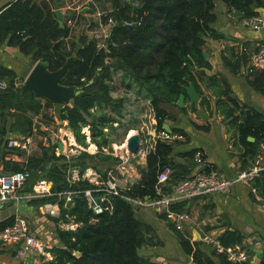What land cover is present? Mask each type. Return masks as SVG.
I'll return each mask as SVG.
<instances>
[{
    "label": "trees",
    "instance_id": "1",
    "mask_svg": "<svg viewBox=\"0 0 264 264\" xmlns=\"http://www.w3.org/2000/svg\"><path fill=\"white\" fill-rule=\"evenodd\" d=\"M215 1L106 0L110 3V12L101 15L99 20L105 24L110 19L112 23L103 48L94 36L82 35L78 43L69 39L70 26L64 22L63 27H59L50 0H14L0 9V45L7 41L22 54L30 56L32 63L47 61L50 71L58 69L67 57L75 54L61 83L74 85L81 93L70 105L62 108L60 119L66 122L80 145H86L85 134L81 130L88 126L92 142L99 149L108 146L109 139L103 129L107 126L113 129L117 119L114 113L97 114L94 109L109 105L112 111H121L122 100L117 104L110 98V83L114 74H122L121 82L128 89L140 88V94L145 91L144 97L153 110L157 131L164 130L166 121L176 120L171 107L186 111V107L177 105V100L183 94L184 101H189L185 92L189 83L196 89L201 107H210L204 89H211L216 97V110L235 129L237 142L243 148L241 162L245 163L246 159H254L258 144L264 140V114L256 108L240 105L230 95L229 86L220 75L207 76L197 70L211 68L202 55L204 39H222L212 28L216 19ZM220 1L239 11L241 18L256 15L252 7L262 3V0ZM257 48V44L252 48L245 44L242 48L225 47L222 61L232 73H238L244 66L248 83L264 98V66L250 64V56ZM0 73V78L7 82V88L0 91L1 139L9 133L29 135L34 114L41 113V119L54 123L52 112L43 111L44 108H52L51 102L36 99L31 92L22 97L21 80L9 69L0 68ZM199 74H202V79ZM169 134L184 136L178 129ZM249 137L254 141H249ZM187 141L156 140L146 156L139 180L121 189L118 195H106L97 184L82 177L85 168L93 167L91 162L95 157L85 151L70 156L57 155L52 145H42L40 154L27 156L24 162L3 160L6 173L27 170L31 177H44L51 181L53 193L74 192L66 207L63 206L64 198L58 199L57 195L36 200L38 204L58 201L60 208L59 216L51 219L61 246L49 250L52 259L45 264H155L138 254V248L147 243L146 227L135 217V207L123 196L138 199L155 197L156 177L164 166L171 168L169 186L166 184L164 193L170 191L171 185L187 177L193 169V156L199 150L177 152L185 163H177L171 156L176 144ZM107 159L108 156L100 160ZM209 166L204 169L207 173L213 169L212 165ZM73 168L79 171L76 180L70 179L68 174ZM93 168L100 172L96 165ZM108 169L105 168L104 175ZM253 187L258 195L264 197V171L254 180ZM85 190H90L106 209L96 214L84 195ZM102 197L104 201L100 200ZM171 208L187 211L185 201L175 203ZM13 221L14 216H9L0 222V229ZM71 222L79 225L70 228L68 224ZM176 231L183 251L192 257L195 264H214L197 247L200 241L191 242L183 231ZM241 238L237 231L225 230L217 240L228 248L239 244ZM212 251L220 264H238L228 261L224 253ZM259 264H264V254Z\"/></svg>",
    "mask_w": 264,
    "mask_h": 264
},
{
    "label": "crops",
    "instance_id": "2",
    "mask_svg": "<svg viewBox=\"0 0 264 264\" xmlns=\"http://www.w3.org/2000/svg\"><path fill=\"white\" fill-rule=\"evenodd\" d=\"M13 1L14 0H0V9ZM50 1L53 11L56 9L61 11L63 15V24L74 14V24L70 26L68 38L75 43L79 42L82 35H87L89 37L93 34V36L96 37L97 34L95 31L99 29H92L89 25L91 23H95V25L100 24V16H98V14L102 12V7L111 9L110 3L106 2V0ZM252 9L256 15L261 16L264 20V0H262L260 5L253 6ZM214 13L216 19L212 24V28L222 39L215 40L207 37L204 39L202 50L207 53V58H204V60L211 65V68L197 70L199 72L203 71L204 75L207 76L220 75L229 86L230 95L235 98L240 105L256 108L264 114V98L248 83L244 66L240 67L238 73H232L226 68L222 61V54L225 47L233 46L234 48H242L245 44L248 48H252L253 45H258L261 41H264V25L258 31H253L244 27L241 24V13L240 15L236 14L233 9H230L220 0L215 1ZM82 22L85 26L81 27L83 31L79 33L76 24ZM73 27H75V29H73ZM99 35L100 34H98V36ZM33 64L30 56L22 54L17 47L9 45L7 41L0 45V68L11 70L16 77L21 80L20 86L23 79H21L19 75L22 73L25 66H32ZM199 75L202 79V74ZM110 84H112V82ZM199 84L204 87L202 83L199 82ZM204 91L210 100L209 108L201 107L199 98H197V100L191 104L190 101L187 100L183 102V106H179L186 107V111H181L177 107H174L176 108V112L172 110L176 120L167 121L169 130L178 129L184 134V136L180 135L181 138L173 137V139L180 142L186 139L188 141L183 144H176L171 156L175 162L185 163V160L178 156L177 152L198 149L204 155L208 167H210L209 164L213 166L211 173L221 178H232L239 171L252 165L254 159H246L245 163L241 162L240 154L243 148L237 142L235 129L229 126L227 121L223 120L222 116L216 110V97L212 95L211 89H204ZM189 105L192 106L193 112H195L194 114L187 108ZM49 108L51 107L44 108L43 111L49 112ZM197 111L206 114L205 117L198 115ZM236 113H238V111ZM32 116L33 128H36L35 126L38 127L39 124L47 125V122L41 119V113ZM86 127V130L90 133L89 127ZM67 131H69L67 140L69 139L72 144L76 145V139L73 133H71L69 129ZM82 133H84V131ZM41 134L42 131L38 133L39 136ZM12 135L19 136L21 134L9 133L2 139L0 137V175L6 173L3 170V160L24 162L27 157L22 152L7 148V138ZM39 136H37V134L34 135L35 139ZM85 143L87 145V142ZM89 143L91 144L92 142L88 140V144ZM91 145L94 146V144ZM90 149H92V147ZM96 149H98V151L95 150V154L91 155H96L97 153L106 154L105 147L101 149L97 147ZM66 150L67 147L64 146L63 152L60 154H64ZM80 151L87 152L84 148ZM146 156L147 155L139 154V157L144 160V167ZM110 162L111 163L107 160L100 161L99 163L91 162L93 167L96 165L97 168H100V172L89 166L84 169L83 173L86 172L84 176L92 174L94 175L93 179L102 178L105 168L109 167L110 169L108 170L117 169V171L122 174L120 175L121 180H124L123 176L126 175L129 185L133 184L132 176L129 175L127 171V164L130 161L125 163L124 170L121 168L122 163H119V160L115 161L111 159ZM68 174L73 175V180H76L79 171L73 168L68 171ZM36 180H46L50 182L52 187L51 181L44 177L38 178L33 176L24 184L21 190L23 196L31 191L32 185ZM127 182L124 181V183ZM253 182L249 184L237 182L234 183L226 193L203 194L198 197L183 200L186 202V210L191 217L183 233L192 242L198 241L195 240L196 232L199 236L207 232L213 237L218 238L225 230L237 231L242 238L241 242L236 246L249 248L251 252L249 264H259L260 260L256 258L254 249H262L264 251V197L257 194L256 189L253 187ZM168 186L167 184L166 187ZM172 189L173 185L170 186L169 192H171ZM165 193L167 192L165 191ZM39 199L41 198H21L14 203L2 206L0 208V222L9 216L23 217L28 221L31 231L38 238L47 243L48 250L44 254L19 259L16 257L14 247L0 245V264H45V262L52 259L49 250L52 247L61 246L51 216L43 210V203L38 204L36 202V200ZM135 217L146 227L144 231L147 243L138 248V254L141 257L155 264H195L192 257L183 251L177 236V231L171 224V221L166 218L163 213L159 214L150 206H137ZM197 247L208 255L214 264H220L210 246L201 242ZM41 255L43 257H41Z\"/></svg>",
    "mask_w": 264,
    "mask_h": 264
},
{
    "label": "built area",
    "instance_id": "3",
    "mask_svg": "<svg viewBox=\"0 0 264 264\" xmlns=\"http://www.w3.org/2000/svg\"><path fill=\"white\" fill-rule=\"evenodd\" d=\"M98 14V16H100ZM110 20V19H109ZM112 21V20H111ZM69 26H73L74 21L72 17L67 20ZM100 24L98 26H102ZM241 24L253 31L260 30L264 25V20L259 15H253L244 17L241 19ZM107 34L104 35V39ZM97 38V36H96ZM100 47L105 48L104 41L99 43ZM250 64L254 67L264 66V41L258 44L256 52L250 56ZM7 88L6 80L0 78V91ZM49 112H52V108H49ZM35 117V116H34ZM36 118V117H35ZM154 120V119H153ZM155 122V121H154ZM154 122L151 124V131L147 135L145 142L141 140V146L137 154L147 155L150 149L153 148L156 140H169V133L162 130L157 131L154 127ZM59 124V123H58ZM51 123L47 125H38L32 129V133L24 136H10L7 138V148L10 150H16L24 153L26 156L38 155L41 153V146L52 145L55 153L58 155L63 152L60 151L56 143H61L63 148L65 146V137L67 133H61V128H52ZM154 132L152 133V131ZM42 131L39 136L38 133ZM156 131V132H155ZM69 132V131H68ZM39 136V141L35 140L34 135ZM176 137V136H175ZM141 138V137H140ZM179 138H181L179 136ZM41 143V145H38ZM145 144V149L142 146ZM150 144V146L146 145ZM136 155V154H135ZM134 155L131 154L125 146V154H119V163L121 168L124 170L125 163L129 162ZM124 163V164H123ZM120 165V164H118ZM208 167L206 159L200 151H197L193 156V169L192 172L185 178L180 179L173 185L171 192L164 193V187L166 186L169 176L171 174V168L164 166L156 177L155 193L156 196L153 198L145 197L144 199L132 198L123 196L129 201L134 207L137 206H150L153 207L159 214H164L166 218L171 221L173 227L178 231H183L186 225L190 222L191 217L187 211H175L171 206L175 203L183 200L198 197L203 194L211 193H226L230 187L237 182L249 184L259 177L260 173L264 171V140L258 144L256 156L254 157L252 165L248 168L239 171L232 178H221L214 173H207L204 171ZM86 172L82 174L83 178H87L93 183L97 184L99 190L103 191L106 195H118L121 189L125 187L121 185L120 172L115 170H108L102 178L93 179L94 175L84 176ZM74 175V172H73ZM73 175H70V179L73 180ZM79 176V175H78ZM92 176V178H91ZM31 178V174L27 170L11 171L0 175V208L6 204L14 203L21 198H43L52 195H57L58 199L64 198L63 206L66 207L67 202L70 201L73 191L53 193L50 182L46 180H36L31 191L23 196L21 190L24 184ZM78 178V177H77ZM85 197L88 199L89 204L92 206L93 211L96 214L101 213L106 207H103L99 202L96 201L91 194L90 190H85ZM104 201V198H100ZM43 210L51 217H58L60 214V208L58 201L55 202H44L42 204ZM78 224L70 223L68 227L74 228ZM200 241L207 246H210L217 253H224L228 261L238 264H249L250 249L244 246H233L224 248L217 238L213 237L210 233L204 232L200 236ZM0 245L11 246L15 248L16 257L23 259L25 257H31L39 254H44L48 250L46 242L38 238L30 229L29 223L26 219L21 216H15L12 224L0 229Z\"/></svg>",
    "mask_w": 264,
    "mask_h": 264
},
{
    "label": "rangeland",
    "instance_id": "4",
    "mask_svg": "<svg viewBox=\"0 0 264 264\" xmlns=\"http://www.w3.org/2000/svg\"><path fill=\"white\" fill-rule=\"evenodd\" d=\"M101 15H106L110 12V9L108 7L101 8ZM100 15V16H101ZM112 21L108 20V22H106L105 24H102V26H98L95 25V23H91L89 25V27H91L92 29H99L96 30V34H97V39L99 40V43L104 41V35L108 34L110 25H111ZM85 26L82 23H77L76 24V28H78V32H82L83 29L81 27ZM73 29H75V27H73ZM98 34H100L98 36ZM91 36H93V34H91ZM122 74H114L113 79H112V84H110V86H112V91H111V96L110 98H112V100L116 101V103L118 104L120 100H122L120 103H123V107L121 108L120 112H116V111H112L110 109L109 105H104L105 107L101 106V107H96L94 110L97 114H113L116 119L117 122L113 123V129H110V127H106L103 129V131L106 133L108 139H109V143L108 146L105 147L106 149V154L103 155L101 154L100 156H97L99 153H97L94 157L93 163H99L101 160L105 157H109V159H107V161L109 163L111 159L118 161L119 158L117 157L119 154H125V145L126 144V138L128 136V132L131 131L130 129H132V131H134L135 133H138L141 137V140H143V142H145L147 139V135L149 134V132L151 131V124H153V122L155 121L154 119V114H153V110L151 108V105L149 103V101L144 97V93L145 91H142V94L139 93L140 88L138 89L137 87H133L128 89L126 86H124L122 84ZM73 101V100H72ZM71 101V102H72ZM71 102L69 103V105L71 104ZM192 102H190L191 104ZM167 107V106H166ZM53 108V107H52ZM169 108V107H167ZM188 109H190V112H192V114H194L195 112H193V108L191 105L187 106ZM201 108V107H200ZM174 110L176 112V108L171 107V111ZM179 113V112H178ZM154 119V120H153ZM89 120V118H88ZM156 122V121H155ZM154 122V124H155ZM172 122V121H171ZM167 124V121L165 122ZM52 128H61V135L64 134V132H66L68 134V129L70 130V128L67 126L66 122L64 121L62 124H58L57 120L54 118V123H51ZM87 127H83L81 132L84 131L85 134V142H87V145L83 146L80 145L78 142H75L76 145L72 144V142H70V140H67V137H65V147H67V150L65 151L64 154L67 155H71V154H78V152L80 150H83V148L88 152V154H95L94 151L98 149H96L98 147V145L96 143H94V141L92 142L91 140V136L89 131L86 130ZM129 130V131H128ZM128 131V132H127ZM165 131V130H164ZM71 133H73L70 130ZM154 132V130L152 131V133ZM156 132V131H155ZM169 133V132H168ZM169 136V140H172L173 137L174 138H179V137H175L176 135H171L168 134ZM87 139V140H86ZM36 141H39V138L35 139ZM88 140L91 141V145L90 143L88 144ZM38 145H41V143H38ZM124 145V147L122 148V146ZM148 145V144H146ZM154 145V144H151ZM150 146V144L148 145ZM92 147V149H90ZM121 147V148H120ZM145 144L142 146L143 149H145ZM123 151V152H122ZM112 153V155H111ZM118 154V155H116ZM144 155V154H142ZM117 157V158H116ZM127 171L129 173V175H131L132 177V183L137 182L141 176V172L143 171L142 168H144V160L141 159V157H139V154H136L132 157V159L130 160V162L127 164ZM121 178V177H120ZM124 180H121V185H123L125 188L127 186H130L129 183L127 182L126 179V175L123 176ZM124 181H126L127 183H124ZM137 207H135L136 210Z\"/></svg>",
    "mask_w": 264,
    "mask_h": 264
},
{
    "label": "water",
    "instance_id": "5",
    "mask_svg": "<svg viewBox=\"0 0 264 264\" xmlns=\"http://www.w3.org/2000/svg\"><path fill=\"white\" fill-rule=\"evenodd\" d=\"M233 11L240 15V12L233 9ZM59 27H63V15L59 9L54 11ZM203 58H207V53L202 50ZM75 58V54H71L66 58L62 66L54 71L48 69V62L41 60L35 62L32 66H25L22 73L19 75L23 82L20 86V95L23 97L26 93L31 92L36 99H44L53 104V114L58 120L59 124H62L60 119V112L63 107L68 106L69 103L81 93V90L74 85H64L62 80L66 77L68 70ZM185 92L188 96L190 102H195L198 95L195 91L194 86L189 83L185 87ZM184 95L180 94L177 105L183 106ZM197 114L205 117L206 114L197 111ZM163 128L166 132H169V127L166 123L163 124ZM249 141H254V138L249 137ZM57 146L61 151L63 146L61 143H56L54 147ZM127 150L135 155L140 149L141 138L138 133H132L126 138L125 144ZM195 240H200L199 234L196 232ZM66 249V248H65ZM256 258L261 260L264 251L262 249H254ZM75 255H79V252H75ZM41 257H43L41 255Z\"/></svg>",
    "mask_w": 264,
    "mask_h": 264
},
{
    "label": "bare ground",
    "instance_id": "6",
    "mask_svg": "<svg viewBox=\"0 0 264 264\" xmlns=\"http://www.w3.org/2000/svg\"><path fill=\"white\" fill-rule=\"evenodd\" d=\"M132 133H134V131H132V130L128 132L129 135L132 134ZM124 145H125V144H124ZM124 145L122 146V148L124 147ZM120 148H121V147H120ZM122 152H123V151H122Z\"/></svg>",
    "mask_w": 264,
    "mask_h": 264
}]
</instances>
